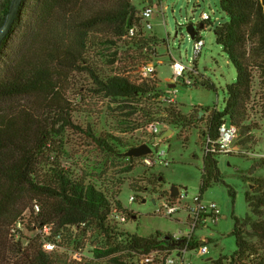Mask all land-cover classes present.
Instances as JSON below:
<instances>
[{
	"label": "trees",
	"instance_id": "obj_1",
	"mask_svg": "<svg viewBox=\"0 0 264 264\" xmlns=\"http://www.w3.org/2000/svg\"><path fill=\"white\" fill-rule=\"evenodd\" d=\"M11 2L0 0V27ZM219 6L228 21L214 28L215 42L234 67L236 80L226 86L224 109L209 115L208 133L212 138L218 136L223 120L243 131L250 115L264 116V0H219ZM136 14L131 0H22L12 29L0 47V264H65L54 253L36 248L21 251L10 239L12 224L36 202L41 207L42 223L95 222L110 238L112 231L106 227L110 201L94 185L73 179L59 163H53L50 146L58 138L59 129L73 127L66 99L72 72L88 73L100 91L122 99L124 105L132 102L141 106L144 99L158 97L152 95L156 88L145 82L137 85L123 75L100 81L87 58L88 45L117 46L132 28L138 30L137 38L128 43L124 40L125 46H147L140 37L141 23ZM206 22L201 24L203 28ZM93 33L100 39L89 38ZM207 87L214 89V85ZM154 108L150 105L140 110L152 118L159 113L166 115L171 126L189 122L173 104ZM87 134L101 149L124 148L122 141L112 135ZM217 157L209 154L203 158L200 198L213 183L225 185ZM225 186L234 202L235 191ZM262 187L259 182L256 195L246 194L248 208L256 216L263 214ZM233 220L231 234L241 253L255 251L257 246L264 248V219L252 221L246 216L244 220ZM121 236L125 237L118 246H125L128 252L172 249L160 233L149 238ZM246 236L257 237L258 245ZM203 241L193 240L189 247H198ZM114 252L107 249L97 254L110 257ZM122 259L113 257L109 264H127ZM227 260L220 256L209 264H224Z\"/></svg>",
	"mask_w": 264,
	"mask_h": 264
},
{
	"label": "rangeland",
	"instance_id": "obj_2",
	"mask_svg": "<svg viewBox=\"0 0 264 264\" xmlns=\"http://www.w3.org/2000/svg\"><path fill=\"white\" fill-rule=\"evenodd\" d=\"M131 3L137 10L138 18L145 7L153 8L150 19L152 30L141 33L146 47L153 48L155 52H144L141 46L133 44L125 46V38L117 41V46L88 45L86 52L90 66L103 82L117 74L128 77L130 81H139L142 66L154 63L157 73L152 85L158 91L159 87L165 89L172 79V58L183 65L193 64L197 74L191 75V79L195 84L187 86L183 81L178 82L173 104L189 122L171 126L166 115L159 113L152 118L140 110L142 107L149 109L150 105L167 108L168 104L144 99L141 106L132 102L124 105L122 99L108 97L100 91L88 73L75 71L69 75L66 99L70 105L73 127L59 129L58 138L50 146V160L59 163L73 179H82L85 184L94 185L110 201L111 208L127 216V221L123 225L106 221V227L112 231L110 238L95 222H87V231L75 237L71 231H65L68 251L61 256L65 264H79L68 261L72 257L70 251L73 253L78 247L84 249L85 264H109L113 257L123 258V263L137 264V255L133 256L123 245L118 246L125 237L121 238V234L149 238L160 233L172 237L179 231H186V227L175 221L186 218V214L164 217L156 212L157 202L165 199L173 186L188 193L189 201L199 196L204 135L209 131L210 111L224 109L226 86L236 80L234 67L215 42L214 28L228 21L220 10L219 0H131ZM204 15L209 16L210 21L206 22L205 28L200 29ZM190 25L195 27L197 37L205 42L199 56L194 51L196 40L187 32ZM90 37H95L96 41L100 39L94 33ZM184 77L185 81L190 78L188 74ZM209 85H214V89L208 88ZM199 109H209L210 113L200 117ZM153 120L160 129L167 131L172 128L173 131L159 148L166 154L163 161L168 162L167 167L158 164L146 168L126 156L131 148L152 142L154 135L150 126ZM243 126L245 130L238 132L232 151L217 157L222 180L235 191V200L232 202L228 189L221 183H213L203 194L204 202L217 204L221 217L216 226H208L195 233L197 239H203V243L209 245L210 254L201 259L193 258V264H209L220 256L229 258L236 251L235 238L231 234L233 217L244 220L248 216L252 221L264 219V209L261 216H256L246 202L247 193L256 195L259 182L264 192V163L261 162L264 159V116L260 113L250 115ZM89 131L96 137L112 135L122 141L124 148L113 147L112 151L101 149L88 136ZM131 197L134 198L132 204ZM41 214L32 215L30 227L34 229L42 223ZM45 222L53 224V227L63 226ZM34 230L30 229V233L25 236L29 240L28 246L25 245L26 240L20 243L10 239L21 251L34 248L41 250L38 242L40 238ZM246 237L258 245L257 237ZM107 249H115V252L110 257L98 256V251Z\"/></svg>",
	"mask_w": 264,
	"mask_h": 264
},
{
	"label": "built area",
	"instance_id": "obj_3",
	"mask_svg": "<svg viewBox=\"0 0 264 264\" xmlns=\"http://www.w3.org/2000/svg\"><path fill=\"white\" fill-rule=\"evenodd\" d=\"M153 8L147 6L140 13V23H141V32L152 30V25L150 24V19L153 14ZM204 22L210 21V17L204 15L202 17ZM137 29L132 28L127 32V35L124 38L128 41H132L136 39ZM143 34L140 36L143 38ZM196 42L194 45L195 55L199 56L205 46V42L201 37L195 38ZM151 48V47H150ZM142 50L144 52H153V48L149 49V47H144ZM171 70H172V79L168 81L169 85L165 87V89H157L156 93H152L154 96L158 94V97H155V100L158 102H164L168 105L174 104L176 101L175 97V86L178 82L183 81V83L187 86H193L195 82L192 81L191 75L197 74L196 68L193 64L183 65L181 62L172 58L171 62ZM156 66L154 63H148L142 66L140 71V80L139 81H131L135 84H141L143 82L150 85V87H154L152 82L156 80ZM185 74H188L190 78L185 81ZM130 80V79H129ZM156 88V87H154ZM211 112V111H210ZM204 112V110L200 111L199 115L208 116L209 113ZM172 129V128H171ZM168 129L167 131L171 130ZM150 131L154 135V138L147 145L150 149V153L140 157V158H132L135 159L137 163H140L141 166L150 168L154 165H163L167 167L169 164L166 161H163L165 157V152L160 151V145L163 141L168 137L161 139V135L166 131L159 128L157 122H153L150 126ZM164 131V132H163ZM238 128L231 124L227 120H223V123L218 128V136L216 138H212L209 133L204 135L205 143H204V156L205 155H226L233 149V144L238 136ZM173 134V131H172ZM171 134V135H172ZM170 135V136H171ZM141 146V145H140ZM139 147V146H137ZM152 147V148H151ZM136 148V147H134ZM169 195L162 200L157 202L158 208L157 211L159 214H162L164 217H172L178 215L180 213L186 214V218L184 219H176V223L183 225L186 227V231H179L172 237L170 240H167L171 243L172 249H163V250H152L148 253L139 254L136 251H129L133 256L138 257L137 264H193V258L201 259L210 254L209 245L201 243L198 247L191 249L189 247L190 243L193 240H196L197 237L195 233L199 230L205 229L208 226H216L220 221V210L217 204L213 202H204L202 198L199 196L194 198L192 201L188 200V193L183 190H179V193L176 196H172L169 190ZM134 198H130V204H132ZM39 216L41 214V207L38 203H34L30 209H27L23 212V214L12 224L10 227V237L16 241L23 243L26 240V246H28L29 240L25 238L27 233H30V229L37 231V237H39V246L41 250L47 254H57L62 256V254L66 253L67 247L65 243V231H71L73 236L75 237L78 233H82L87 231L88 225L87 222H81L77 224H65L60 227H53V224L41 223L38 227H30L29 223H32V215ZM127 221V216H125L122 212L118 211L116 208H110L109 214L107 216V222L113 225H123ZM182 240V244L178 247H174L172 243ZM258 248L255 251H247L245 253H241L238 249H236L235 254L233 253L229 257L226 264H264V248ZM70 257L68 259L69 262L85 264L83 263L85 260V253L82 247H78L76 251H70Z\"/></svg>",
	"mask_w": 264,
	"mask_h": 264
},
{
	"label": "water",
	"instance_id": "obj_4",
	"mask_svg": "<svg viewBox=\"0 0 264 264\" xmlns=\"http://www.w3.org/2000/svg\"><path fill=\"white\" fill-rule=\"evenodd\" d=\"M21 4H22V0H12V2H11L9 12H8L2 26L0 27V47L12 29L13 23L17 17V14H18V11L20 9ZM199 27H200V29L203 28L202 25H200ZM187 32L192 39L196 38L197 31L195 30V27L193 25H190L187 27ZM171 134H172V130L166 131L165 133H163L161 135V139H164ZM150 152L151 151L147 145H141L139 147L130 149L126 153V156L129 158H140V157H143V156L149 154ZM160 181H162V178H160ZM170 193L172 196H176L179 193V189L177 187L173 186L170 189ZM153 203H155V201H153ZM165 240H170V237L166 236ZM182 242L183 241L180 240V241H177L175 243H172V245L174 247H178L182 244Z\"/></svg>",
	"mask_w": 264,
	"mask_h": 264
}]
</instances>
